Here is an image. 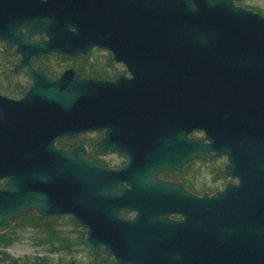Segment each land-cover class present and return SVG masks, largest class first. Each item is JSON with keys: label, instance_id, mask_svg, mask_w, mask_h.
Segmentation results:
<instances>
[{"label": "water", "instance_id": "water-1", "mask_svg": "<svg viewBox=\"0 0 264 264\" xmlns=\"http://www.w3.org/2000/svg\"><path fill=\"white\" fill-rule=\"evenodd\" d=\"M243 1L0 0V44L18 57L12 73L30 79L20 102L0 96V234L35 210L72 216L116 264H264V17ZM95 48L131 79H85L73 69L52 78L39 63ZM124 122L208 130L212 157L228 155L225 174L238 184L183 221L162 210L124 220L108 203L110 171L89 163L83 148L81 204L64 210L41 193L33 199L31 174L39 180L57 160L62 177L70 159L50 136Z\"/></svg>", "mask_w": 264, "mask_h": 264}, {"label": "flooded vegetation", "instance_id": "flooded-vegetation-1", "mask_svg": "<svg viewBox=\"0 0 264 264\" xmlns=\"http://www.w3.org/2000/svg\"><path fill=\"white\" fill-rule=\"evenodd\" d=\"M2 46L10 50L16 59L10 69L13 78L26 75L25 70L18 74L12 73L18 57L13 55V50ZM51 58L59 61L52 66V70L58 67V71L49 74L45 66L49 65L48 61ZM39 63L45 73L52 78L58 77L65 70L73 69L85 79L110 83H115L121 76L131 79L126 66L115 62L112 55L103 49H92L86 56L76 59L46 56L42 57ZM47 68L50 70L48 66ZM26 91L0 92V96L20 102L26 98ZM21 111L23 110L18 109L16 113L21 114ZM54 126L57 127L56 124ZM178 129V126L173 125L131 126L124 122L100 126L84 133L77 128L69 135L61 136L55 133L56 135L49 137L54 139L52 142L54 149L62 151L64 157L70 156V159H66L62 167L64 170L62 177L56 170V167L60 168L57 160L42 167L44 175L39 177V180H34L31 174L29 188L33 199L36 194L41 193L49 207L61 204L64 210H69L73 204L75 207L79 206L82 200L81 174L84 148L85 158L89 163L110 171L109 184L112 196L108 203L122 209L120 213L122 219L131 220L143 210L170 212L168 218L172 221L188 219L198 214L201 209L205 210L207 200H210L212 195L223 191L228 185H237L239 180L235 175L225 174L230 167L228 155L223 153L212 157L216 152L210 149L211 136L208 130L204 132L193 129L190 132L185 130L175 134V130ZM196 143L203 145L202 151L196 149ZM198 153H202L201 157L196 156ZM37 168L40 171V166ZM6 183L7 178L0 179V188L5 187ZM28 217L31 218L33 226L27 227L34 229H38L36 221L40 219L58 229L74 227L78 243L76 250H85L86 258L90 260L88 264H98L96 262L98 259L106 260L108 264H116L114 255L107 253L104 246L94 248L86 242V228L75 222L72 216L42 217L34 210L25 218ZM25 218L16 221L15 225ZM69 253L71 252L66 254Z\"/></svg>", "mask_w": 264, "mask_h": 264}, {"label": "rangeland", "instance_id": "rangeland-1", "mask_svg": "<svg viewBox=\"0 0 264 264\" xmlns=\"http://www.w3.org/2000/svg\"><path fill=\"white\" fill-rule=\"evenodd\" d=\"M242 8L259 13L264 17V0H245L239 3ZM2 45L0 44V50ZM56 62H59L55 58H51L47 65L50 70ZM1 63V61H0ZM47 63V62H46ZM58 71V67H56ZM54 70L53 72L55 73ZM2 78H0V81ZM12 86L20 82L24 87H29L30 80L24 74L10 79ZM70 229V228H68ZM11 231L12 240L9 244H0V264H9V260L17 259V264H33L37 258L46 257L53 264L62 260L65 264H88L90 260L86 258L85 250H75L69 254L49 251L47 244H41L39 241L43 240L44 236L38 229L30 228L27 226L16 225Z\"/></svg>", "mask_w": 264, "mask_h": 264}, {"label": "trees", "instance_id": "trees-1", "mask_svg": "<svg viewBox=\"0 0 264 264\" xmlns=\"http://www.w3.org/2000/svg\"><path fill=\"white\" fill-rule=\"evenodd\" d=\"M2 45V44H1ZM0 92H24L26 91V86L24 87L20 82L14 84L12 86L11 80L13 75L10 74V69L12 65L15 63L16 59L12 56L11 51L4 48L0 50ZM45 70L51 74L54 73V70H49L47 66H45ZM31 218H25L24 220L18 222L16 225L22 226H33L31 223ZM39 231L43 234V240L39 242L41 244H47L49 246V251H58V252H73L76 250L78 246L77 240L75 238V228H70L67 226L65 229H58L53 225H49L45 223L44 219H40L36 221ZM15 225V226H16ZM70 228V229H68ZM12 240L11 231L4 234H0V244L7 245ZM98 264H108L106 260L98 259L96 260ZM17 259H10L9 264H17ZM33 264H53L46 257L37 258ZM55 264H65L62 260H59ZM92 264V263H91Z\"/></svg>", "mask_w": 264, "mask_h": 264}]
</instances>
